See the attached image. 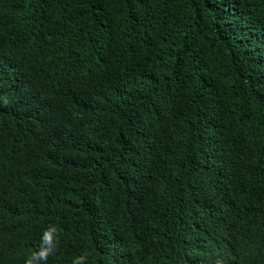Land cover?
<instances>
[{"label":"trees","instance_id":"obj_1","mask_svg":"<svg viewBox=\"0 0 264 264\" xmlns=\"http://www.w3.org/2000/svg\"><path fill=\"white\" fill-rule=\"evenodd\" d=\"M264 264V0H0V264Z\"/></svg>","mask_w":264,"mask_h":264},{"label":"clouds","instance_id":"obj_2","mask_svg":"<svg viewBox=\"0 0 264 264\" xmlns=\"http://www.w3.org/2000/svg\"><path fill=\"white\" fill-rule=\"evenodd\" d=\"M58 228L55 225H49L42 232L40 243L37 250L33 251L25 260V264H47L49 256L56 251ZM86 255H80L74 258L72 264H85Z\"/></svg>","mask_w":264,"mask_h":264}]
</instances>
